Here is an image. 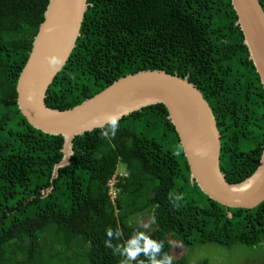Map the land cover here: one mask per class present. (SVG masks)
<instances>
[{"label": "trees", "instance_id": "trees-1", "mask_svg": "<svg viewBox=\"0 0 264 264\" xmlns=\"http://www.w3.org/2000/svg\"><path fill=\"white\" fill-rule=\"evenodd\" d=\"M264 8V0H260ZM81 36L48 89L46 104L68 110L118 79L148 70L188 76L210 103L221 131V168L231 183L251 176L264 150V87L231 0H89ZM49 0H0V264H123L105 245L137 232L185 247L263 244L264 201L227 207L191 182V169L164 103L119 121L114 138L97 129L74 140L72 164L59 170L64 138L45 134L21 113L17 84ZM119 165L116 205L108 182ZM196 193V197L189 193ZM181 196L170 200L169 194ZM199 198L201 200L199 201ZM176 204L177 206H174ZM229 211L231 215H229ZM150 215L153 228L134 225ZM141 246L143 241H140ZM148 258L141 254L139 264Z\"/></svg>", "mask_w": 264, "mask_h": 264}, {"label": "water", "instance_id": "water-1", "mask_svg": "<svg viewBox=\"0 0 264 264\" xmlns=\"http://www.w3.org/2000/svg\"><path fill=\"white\" fill-rule=\"evenodd\" d=\"M231 2L238 15L236 24L243 31L249 57L264 87L263 5L260 0ZM89 5V0H49L44 22L17 84L18 107L29 124L45 134L64 138L63 159L54 167L52 185L42 197L52 192L59 170L72 164L75 138L104 129L107 125L103 118L108 115H120L122 120L153 104L164 103L190 165L191 182L227 207L253 208L263 202L264 150L251 176L238 183L228 181L221 168V131L216 115L188 76L158 69L141 71L118 79L74 108L62 111L46 104L49 87L77 46ZM53 56L62 63L50 65L48 58Z\"/></svg>", "mask_w": 264, "mask_h": 264}, {"label": "rangeland", "instance_id": "rangeland-1", "mask_svg": "<svg viewBox=\"0 0 264 264\" xmlns=\"http://www.w3.org/2000/svg\"><path fill=\"white\" fill-rule=\"evenodd\" d=\"M117 171L123 174L126 173L125 166L119 165ZM189 196H194L196 200L198 199L194 192H190ZM200 200L201 198H199ZM133 224L148 230L153 228L150 215L135 218ZM171 242V252L175 258H180L187 253L188 258L193 262L206 258L209 259L211 264H264V241L263 244L260 243L256 246L236 243L227 247L215 243H205L196 245L193 248L185 247L177 239H172Z\"/></svg>", "mask_w": 264, "mask_h": 264}, {"label": "clouds", "instance_id": "clouds-1", "mask_svg": "<svg viewBox=\"0 0 264 264\" xmlns=\"http://www.w3.org/2000/svg\"><path fill=\"white\" fill-rule=\"evenodd\" d=\"M48 63L50 65H58L61 64L62 61L59 60L57 57H49ZM120 115L117 114H111L103 118V124L107 125L106 130L102 133V135L105 138H108L111 136L112 138L115 137L118 126H119V120ZM103 126V125H102ZM118 169V168H117ZM170 200L179 201L182 199L181 196H175L173 198V195L169 194ZM174 206H177L174 204ZM106 234L109 239L105 241V245L108 248H112L114 254L119 253L120 255L125 257V260L123 261V264H128L130 261H136L137 258L143 254L145 257L148 258L147 264H172L173 258L169 256L167 253H164L163 256H161L160 259H157V255L161 254L163 243L157 242L156 240L150 238L148 235H145L144 232H137L135 233L126 244H119V245H113L111 243V238L113 236L120 237L121 233L119 231L113 232L111 228L106 229ZM143 241V245L141 246L140 241ZM139 264H145L144 261H139Z\"/></svg>", "mask_w": 264, "mask_h": 264}, {"label": "built area", "instance_id": "built-area-1", "mask_svg": "<svg viewBox=\"0 0 264 264\" xmlns=\"http://www.w3.org/2000/svg\"><path fill=\"white\" fill-rule=\"evenodd\" d=\"M124 176H127V172L123 174V173H119L118 171H116L113 178L108 182L107 187L109 188L110 199L114 205H116V199L118 195L120 194V189L117 187V184L119 183L120 178Z\"/></svg>", "mask_w": 264, "mask_h": 264}]
</instances>
